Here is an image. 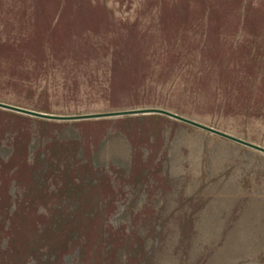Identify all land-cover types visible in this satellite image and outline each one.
Wrapping results in <instances>:
<instances>
[{
	"label": "rangeland",
	"instance_id": "rangeland-1",
	"mask_svg": "<svg viewBox=\"0 0 264 264\" xmlns=\"http://www.w3.org/2000/svg\"><path fill=\"white\" fill-rule=\"evenodd\" d=\"M0 264H264V0H0Z\"/></svg>",
	"mask_w": 264,
	"mask_h": 264
},
{
	"label": "water",
	"instance_id": "water-1",
	"mask_svg": "<svg viewBox=\"0 0 264 264\" xmlns=\"http://www.w3.org/2000/svg\"><path fill=\"white\" fill-rule=\"evenodd\" d=\"M0 108L5 109V110H8V111L16 112V113H19V114H23V115L35 117V118L46 119V120H57L56 117H52V116H48V115H43V114H38V113H34V112H30V111H26V110H22V109H18V108L6 106V105H1L0 104ZM153 113L154 114L164 115V116H166L168 118H171V119H174V120H177V121H180V122H183V123L192 125V126L197 127L199 129L205 130L207 132L213 133V134L218 135L220 137H223L225 139L231 140L233 142L242 144L244 146H247L249 148H252V149H255V150H258V151L264 153V149L261 148V147H258L256 145H253L251 143L245 142L243 140L234 138L232 136H229L227 134L221 133V132H219V131H217L215 129L206 127L204 125L198 124V123L193 122V121H190L188 119H184V118H182V117H180L178 115H175V114H172V113H169V112H165V111H145V112H134L133 114H153Z\"/></svg>",
	"mask_w": 264,
	"mask_h": 264
}]
</instances>
